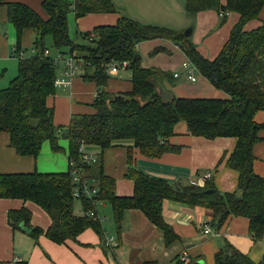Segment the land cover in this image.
<instances>
[{
  "label": "trees",
  "instance_id": "1",
  "mask_svg": "<svg viewBox=\"0 0 264 264\" xmlns=\"http://www.w3.org/2000/svg\"><path fill=\"white\" fill-rule=\"evenodd\" d=\"M2 5L7 6L8 20L17 31L18 53L21 32L26 28L34 32L33 53L18 58L16 76L6 88L0 89V131L9 134L10 146L19 155L36 157L45 142L52 150H60L59 140L64 137L69 142L68 161L73 159L79 165L76 142L79 139L85 145H97L101 151L129 142L125 145L128 162L133 147L145 156L157 157L163 151L174 149L168 138L174 134L173 127L180 120L187 123L189 133L195 136L235 137V148L225 159V165L239 174L237 190L232 193L219 191L212 177L198 184L174 185L128 167L126 176L133 181V194L118 196L114 179L103 173L102 152L95 164L81 166L97 185L94 199L111 205L116 230L125 209H139L162 230L165 243H170L176 235L162 215V203L167 199L210 209L217 228L228 217H245L249 220L251 238L264 237V178L254 172L252 151L260 140V130L264 129V124L254 120L256 112L264 110V22L254 29L244 30L247 22L258 18L264 0H226L224 5L220 0H186L185 11L190 17L209 9L218 11L220 23L226 19L227 12L240 16L213 60L204 58L190 36L183 32L144 24L126 16H121L114 25L78 32V38L86 40L85 43L70 36L71 12L75 19L91 12H111L114 10L112 0H42L45 17L20 2L0 0V7ZM47 37L52 40L51 48L45 46ZM154 38H166L179 45L198 72L228 98L173 96L172 100L164 101L159 93L162 88L159 80L168 74L143 67L136 49L139 42ZM46 48L74 56L82 67V78L97 85L92 103L94 112L72 115L66 127L53 124V109L46 105V97L57 89L54 81L58 68L51 56L45 55ZM111 61L127 63L131 90L106 91L111 77L107 68ZM225 156L222 155L219 164ZM71 188L69 166L66 172L0 173V198L34 202L50 217V226L43 231L32 227L31 212L27 208L8 212L10 226L29 228L36 241L43 234L53 242L64 243L75 239L86 228L102 234L101 221L85 212L95 207L90 200L81 199L83 214L74 212ZM215 264H264V257L260 263H253L224 241L215 254Z\"/></svg>",
  "mask_w": 264,
  "mask_h": 264
},
{
  "label": "crops",
  "instance_id": "2",
  "mask_svg": "<svg viewBox=\"0 0 264 264\" xmlns=\"http://www.w3.org/2000/svg\"><path fill=\"white\" fill-rule=\"evenodd\" d=\"M27 5L40 16L46 14L42 9V0H5ZM73 1V0H69ZM224 5L226 0H220ZM186 0H112L111 12H91L75 19L69 33L76 41L78 32L91 31L96 26L114 25L121 16L135 21L178 32L191 26L190 39L197 51L206 59L213 60L230 35L240 16L236 12H227L226 19L220 23L218 11L203 10L190 17L185 11ZM69 15H73L71 12ZM74 16V15H73ZM69 20V19H68ZM264 22V6L258 18L244 25L251 30ZM70 24V20H69ZM34 32L24 29L19 38L20 52L17 48V31L7 17V6L0 7V89L6 88L17 74V65L12 59L25 55L23 48L32 47ZM51 39V38H50ZM51 44L49 45L51 48ZM33 48V47H32ZM27 49V48H26ZM145 68H156L168 74L159 80L160 86L175 97L218 98L228 95L215 88L198 70L191 81L187 71L182 68L184 61H190L179 45L166 38L144 40L136 45ZM156 49H161L154 53ZM54 56L55 50L48 49ZM34 51V49H33ZM20 54V55H19ZM78 64L77 73L70 78L66 87H57L53 95L46 97V105L53 109V124L66 127L72 115L91 114L92 103L97 94V85L81 76L82 67ZM57 77L67 78L62 63H58ZM177 73V76L174 74ZM111 76L106 85L110 93L131 90L130 71L119 69ZM254 120L264 124V110L256 112ZM174 134L168 138L171 150L163 151L157 157L143 155L138 148H132L128 162L129 142L120 146L107 147L103 151L97 145H85V152L96 158L102 152L103 173L115 181L118 196L133 194V181L126 176L128 167L150 177L165 180L171 184L201 183L213 178L216 188L223 193L237 190L239 174L225 165V159L235 148L237 139L231 136H218L208 139L189 133L187 123L178 121L173 127ZM260 140L253 146L255 160L254 172L264 178V129L259 132ZM61 149L54 151L45 142L36 157L19 155L10 146V136L0 131V173L20 172H66L68 170L69 142L59 140ZM222 155L224 161L219 164ZM216 168V171H215ZM88 178L89 173H85ZM74 200V212L83 214L82 203ZM22 207L31 212L32 227L43 231L50 226L48 214L37 204L16 198H0V264H215V254L224 241L245 254L253 263H260L264 257V237L254 240L249 235V220L242 216H231L217 228L213 222V213L203 206L190 207L185 203L167 200L162 203L164 221L173 229L176 238L165 243L161 229L155 226L139 209H125L119 230H116L111 205L99 200L95 210L102 216V234L92 228H86L75 239L56 243L41 234L37 241L30 234L13 229L8 222V212ZM207 225L210 232L204 233ZM112 237V243L105 245V238ZM186 251L188 261L183 263L179 254Z\"/></svg>",
  "mask_w": 264,
  "mask_h": 264
},
{
  "label": "built area",
  "instance_id": "3",
  "mask_svg": "<svg viewBox=\"0 0 264 264\" xmlns=\"http://www.w3.org/2000/svg\"><path fill=\"white\" fill-rule=\"evenodd\" d=\"M227 14V13H226ZM220 15V14H219ZM45 55H50L52 58V61L55 65H58V63H62L63 65V72L66 75L67 78H56L54 83L57 87H66L70 84V78L74 76L77 73L78 63L76 61V58L69 54H62L60 52H56L54 56H52L48 49H45L44 51ZM127 66V63L125 61L122 62H114L111 61L108 64L107 71L109 73H115L119 69H125ZM182 68L187 71V77L191 81H195L196 77L193 75V72L196 71V66L191 61H184L182 63ZM174 76H177V73L174 74ZM78 144L77 151L79 153L81 164L79 165L75 160L69 159L68 166H69V174L71 177V196L73 199H79L86 198L92 202L93 205H95L96 201L98 202V199H94V197L97 194L98 188L92 181L88 178V176L85 174L82 164H90L94 163L96 161V158L92 155H89L85 152V143L82 139L76 140ZM96 207L93 209H87L85 212L88 216L94 217L95 219L101 221L102 216L95 210ZM83 210V208H82ZM204 233L207 234L210 232V229L207 225L204 226ZM112 237H106L105 238V245L110 246L112 243ZM178 259L180 262H187L188 261V254L186 251H182Z\"/></svg>",
  "mask_w": 264,
  "mask_h": 264
},
{
  "label": "rangeland",
  "instance_id": "4",
  "mask_svg": "<svg viewBox=\"0 0 264 264\" xmlns=\"http://www.w3.org/2000/svg\"><path fill=\"white\" fill-rule=\"evenodd\" d=\"M69 20H70V24H69V26L71 27L72 26V23L75 21V18H74V16L72 15H69ZM75 24V22L73 23V25ZM188 28V27H187ZM186 28V29H187ZM185 30V29H184ZM184 32V31H183ZM79 40V42L80 43H82V42H87L86 40L84 41L83 39H81V38H79L78 39ZM51 44V39H50V37H47L46 39H45V46H47V47H50L49 45ZM27 48V49H26ZM26 48H23V51L25 52V55H24V57L26 58V57H29L32 53H33V48L31 47V46H26ZM46 49H50V48H46ZM51 50V49H50ZM12 61H14L13 63L14 64H16L17 65V67H18V62H19V59L17 60V59H12ZM60 139H62V137L60 138ZM96 185V184H95ZM97 186V185H96Z\"/></svg>",
  "mask_w": 264,
  "mask_h": 264
},
{
  "label": "water",
  "instance_id": "5",
  "mask_svg": "<svg viewBox=\"0 0 264 264\" xmlns=\"http://www.w3.org/2000/svg\"><path fill=\"white\" fill-rule=\"evenodd\" d=\"M191 33H192V27L191 26H189L183 32V34L185 36H190ZM159 93H160V95H161V97L163 98L164 101H170L173 98V95L169 91L164 90L163 88L159 89ZM20 229L22 231L26 232V233H30L31 232L29 228H27V227H25L23 225L20 226Z\"/></svg>",
  "mask_w": 264,
  "mask_h": 264
}]
</instances>
